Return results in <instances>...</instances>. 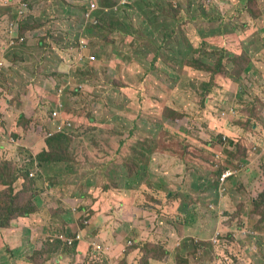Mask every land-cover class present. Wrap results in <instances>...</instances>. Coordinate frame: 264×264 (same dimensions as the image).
Returning <instances> with one entry per match:
<instances>
[{
  "label": "rangeland",
  "instance_id": "374dc122",
  "mask_svg": "<svg viewBox=\"0 0 264 264\" xmlns=\"http://www.w3.org/2000/svg\"><path fill=\"white\" fill-rule=\"evenodd\" d=\"M22 1L29 3L31 13H27L22 23H15L14 38L22 32L26 37L22 38L20 46H24L25 51L35 49L37 53H34V58L14 51L4 55L7 49L6 23L12 6L9 4L11 1L0 0V57L11 55L10 61L17 64V69L21 68L8 70L10 72L0 70V133L7 134L11 141L43 142L46 133L54 130L50 120L61 102L64 106L61 111L63 121L67 119L72 124L68 128L70 142L66 153L55 151V154L70 158V161L40 166L46 175L55 178L48 192L41 190L38 198L33 199L37 209L38 206L58 204L59 209H68L70 215L76 209L75 216L79 215L80 224L85 225L81 205L86 203V198L82 196L87 191L93 196L90 211L108 207L102 196L104 194H108L110 207L119 206L124 199H128V189L136 185L141 177V172L135 171L129 162L142 160L147 154L161 159L159 151L170 148V156L187 155L190 162L211 170L217 178L220 175L217 172L219 166L236 171V175L228 179L222 202L219 186L212 196L217 209L211 210L215 211L222 225V221L226 220L229 227L217 225L216 228L222 230L217 241L197 242L187 238L182 243V255L166 249L165 246L172 245L164 238L149 242L134 235L125 239L126 251H140L147 261L151 257L161 264H264V170L253 167L241 145L249 147V143L260 137L264 130L261 117L264 112V96L261 97V92L264 93V0H248L249 11L257 19L248 14L252 21L245 25L239 20L226 25L220 24V21L224 17L233 19L231 13H235L237 1L246 4L247 0H211L210 3L208 0H140L141 4L128 10L129 21L115 15L110 17V24L116 28L113 32L95 29L97 25L81 28L77 12L74 10L71 17L60 7L59 4L67 0ZM76 1L79 3H74V9L86 12V4L90 0ZM117 1L98 0L97 5L112 7L118 5ZM158 2L160 8L148 6V3ZM41 6H51L54 11L44 21L35 22ZM66 10L69 11L68 8ZM94 15L100 19V15ZM196 16L205 19H191ZM187 20L188 23L182 22ZM216 27L217 35L213 39ZM201 29H210L212 42L203 43L199 33ZM82 39L87 43L83 51L79 48ZM195 50L199 54H193ZM241 50L253 58L244 75L241 70L248 60L241 57ZM98 53L104 54L105 62L98 59ZM222 53L225 57L223 72H219L222 66L218 62ZM87 56H96V61H86ZM195 59L205 63L200 66L202 69L198 67L199 72L188 67L180 69L181 61L189 60L188 64L194 66ZM133 62L138 64V72L130 73L128 66H132ZM116 65H125L122 73L126 76L132 74L135 79L139 78V72L146 73L143 75L146 78L138 81L150 85L152 101L165 103L166 100L161 97L163 93L175 104L176 110L165 108L161 111V105L160 111L152 110L155 113L147 114L144 120L136 122L135 119L133 125L136 123L139 129H132L130 114L137 113L138 108L129 101L128 87L118 80L112 70L104 67L116 70ZM129 76L124 81L130 82ZM212 77L214 85L202 88L201 83L209 82ZM246 81L250 83V88ZM227 103H233L237 115L223 120L219 112ZM224 138L232 149V156L227 151H220L219 145ZM177 145L181 151L173 150ZM5 146L12 155L19 150V155L25 153L20 146L17 150L15 146ZM237 146H241L239 153ZM203 150L211 156L205 158ZM250 157L253 158V155L250 154ZM3 162L0 158V167ZM21 162L17 160L19 166ZM147 162H141L138 170L148 171L147 165H143ZM19 166V172L24 173ZM151 170L153 176L161 175L158 164L152 163ZM145 175L153 178V182L160 180L148 172ZM43 179L45 176L42 174ZM260 179L263 181L262 191L254 192L251 188L258 187ZM22 180L20 176L15 182L18 192L26 189ZM199 182L198 179L196 183ZM25 185H29L27 178ZM29 189L20 195L19 203L34 195L35 188L29 185ZM43 193L45 196L42 198ZM5 200L0 199V213H4L1 206L7 204ZM154 200L157 203L152 205L159 204L161 198L156 196ZM70 201L77 203L72 205ZM139 203L144 205L143 200ZM204 213L206 217L207 209ZM0 236L3 238L1 232ZM129 240L133 244L129 245ZM164 251H168L169 255H164ZM21 258L19 247L0 241L1 264H20ZM48 259L36 250L27 256L30 264H49Z\"/></svg>",
  "mask_w": 264,
  "mask_h": 264
},
{
  "label": "crops",
  "instance_id": "0c3cea01",
  "mask_svg": "<svg viewBox=\"0 0 264 264\" xmlns=\"http://www.w3.org/2000/svg\"><path fill=\"white\" fill-rule=\"evenodd\" d=\"M10 1L13 3L12 7L14 12L25 11L26 13L23 14L24 17L27 15V13L30 15L31 10L28 2L22 0H8V2ZM121 1L122 0H118V5L115 4L110 9H103L102 7L98 6L96 14L100 15V19H102L104 16H108L110 20V17L115 15L117 17H123L126 19V21H129V17L127 18L128 10L137 4H141L142 2L140 0H129L123 5ZM11 2L10 4H12ZM74 3L78 4L79 2L77 3L76 0H67L59 5L64 13H67L68 16L71 15V17H73L72 11L74 9ZM156 4H158V7H154L160 8L159 2ZM49 5H51V2ZM67 8L69 9L68 12L66 10ZM247 9V1L246 4L243 1H237L235 13H231V15H233V19L224 17V19H221L220 24H230L234 20H239L242 25H245L246 22H251V14ZM74 10L80 17L81 28H83L85 25L92 26V23H89L84 18L85 11L83 12L79 9ZM53 11L54 8L51 6H41L38 8L36 18L34 19H36L38 22L44 21ZM11 15H13V12ZM19 15L21 16L22 14H16L14 19H18ZM251 17L254 18L253 16ZM191 19L194 20L205 18L196 16L195 18ZM209 19L212 21V18ZM182 22L188 23V20L187 22ZM199 33L203 39V43L207 42L209 44L217 35V27L214 28V32L212 34L213 39L209 38V36H211L210 29H201ZM127 34L130 35V31H127ZM12 37L14 38V31L12 32ZM11 41L14 42L13 45ZM21 43L23 42L18 38L10 39L8 41L7 49L3 52L4 55L9 51H14V53H21L34 58V53H37L36 50L33 49L34 51H25L24 46H20ZM225 45L226 44L224 43V47ZM195 51L198 52L196 54H199L198 50ZM98 59L102 62H105L106 57L104 54L98 53ZM10 60H12L11 55L8 58L5 56L0 57V70L5 69V71L10 72L21 69H17V64ZM195 60L199 61L198 59ZM86 61H90L88 56ZM104 67L107 68V70H112L113 74L118 76V80L128 87L129 101L138 108L137 113L132 112L130 114L131 119L129 120V124H131V126L133 125L135 119L136 122H140L147 117V114L155 113L152 112V110L157 112L160 111L161 105V111H163L165 108L176 110L174 107L175 104L171 102L168 97H165L163 93L161 97L162 99L166 100L165 103H160L158 101L154 103L152 101L151 95L149 93L151 88H148L150 85L143 81H138L144 80L146 77L143 75L146 73L142 74L139 72L138 79H135V76L130 74L131 72H138V64L136 62H133L132 66H128L130 70V76L128 75L130 82L124 81L128 79V76L122 73L125 65H116V70L109 66ZM179 67L180 69L188 67L196 72H199L198 69L186 65L185 61H181V65ZM23 84L24 83H22L20 86ZM231 102H233V100ZM230 105L233 106V103L225 104L224 108ZM224 112H226V109ZM50 122L52 123V127L57 126L53 118H51ZM133 126L134 127L132 129L138 131L139 126L136 123ZM226 133H229V129H226ZM18 141L21 150H25V153L18 155L20 150L19 152H15V161H22L24 158L29 156L34 157L38 151L42 150L46 146V139H44L43 142L39 141L37 144L35 142L28 143L30 141L24 140ZM8 142H11V140L8 139L7 134L1 132V147L5 146ZM15 147L17 150L16 145ZM211 149L213 150L212 147ZM152 150L156 151L158 149L152 148ZM169 150L170 148L164 151L158 150L160 152L158 155H162L161 159L157 158L156 156H149L148 154L142 160L136 159L137 164L135 166V171L141 172V177H139V179L136 181V185H133L130 189H128V199H124L121 203H119V206L116 204L115 208L110 207L109 201H107L108 194H104L102 196L105 199L104 202L108 207H104L105 204L103 203L102 206L104 209L100 211L98 209L90 211L89 209H91L93 206V196L92 194H87V191L85 193L86 195L82 196L83 198H86V203L81 205V213H84L83 215L85 218L84 223L85 221H88L85 223V225L81 226L78 219L79 215H77V217L75 216L74 211L76 209H73L72 214L70 215L67 213L68 209L65 207V209H59L58 204L46 207L38 206L39 209H35L24 216H20L14 220H11V223L8 225V227H0V229H4L3 232L0 230L4 238L3 240V238L0 236L1 243L3 244L5 241V243L9 244L11 247L17 246L20 248L22 252V258L19 261L20 264H30L27 260V256L31 254L32 250H36L37 252L44 255L52 252L49 255V264H88L90 263L91 256L93 254V247L91 246L92 241L99 242L101 251H103V248L105 247V251H103L101 258L94 262V264H121L123 260H125L126 264H161L160 261L151 257H149V261H147L144 259V255L142 253L140 254V251H126L127 245L125 239L130 235H134V237L139 240L144 239L148 240L149 242L164 238L170 245H172V247L165 246V248L180 255H182L184 252L182 243L187 238L191 241L195 240L197 242L199 240L213 239L216 233L221 230L216 228L217 225L224 228L229 227V224L226 223L222 225L220 218L214 215L213 212L215 211L211 210L217 209V205L214 202L212 196L216 194V188L218 184L220 185V181L216 180L218 178L211 173V170L207 168L203 169L196 162H190L191 159L189 156H170L168 153ZM173 150L181 151V147L177 145L175 148H173ZM202 152H204L205 158L211 156V154L206 150H203ZM26 153L29 156H26ZM195 153L202 155L198 152ZM0 158H3V156L0 155ZM141 162H147L143 165H147L149 168L148 171L138 170V168L142 165L140 164ZM152 163L159 165L161 175L153 176V171L151 170ZM147 172L153 177L160 178V180L153 182V178H148L147 175H145ZM198 179L200 182L196 183ZM149 181H151V183ZM150 185L153 186L150 187ZM262 188L263 181L261 180V184L258 185V187L251 188V190H254V192H261ZM45 191L48 192L49 189H46ZM44 196L45 195L43 193L41 197L43 198ZM156 196H159L161 200L159 201V204L152 205L153 203H157L154 202L156 201L154 200ZM140 198L142 199L140 200ZM142 200L144 201L143 206L139 203ZM220 202H222L221 198ZM70 203L74 205L77 202L70 201ZM167 209L172 210L168 211ZM206 209L208 215L204 217V212ZM68 230H70V232H68ZM76 231H81L84 237L79 242H77L76 247L73 249H69L65 247V245H60L63 244L61 240L55 238V236L61 232L69 234ZM133 240L137 245L134 238ZM31 245L32 248H30ZM199 246L202 247L201 244ZM133 252H135L134 255L132 254ZM164 255H169L168 251H164Z\"/></svg>",
  "mask_w": 264,
  "mask_h": 264
},
{
  "label": "trees",
  "instance_id": "16d2710c",
  "mask_svg": "<svg viewBox=\"0 0 264 264\" xmlns=\"http://www.w3.org/2000/svg\"><path fill=\"white\" fill-rule=\"evenodd\" d=\"M143 1H145V0H143ZM226 1L227 0H224V2H226ZM247 3H248V0H247ZM153 5L155 7H158V4L148 3V6H150V7H152ZM100 7H102V5H100ZM112 7L106 6L103 9H110ZM247 10L250 13L249 9H247ZM72 13L74 14V9H73ZM257 17H260V15ZM34 20L36 22H38L36 19H34ZM95 29H109L110 32H113L115 30V27L110 24L108 16H104L101 19V23L99 25L95 26ZM22 35H23V33L18 36V39L21 38ZM205 44H208V43L205 42ZM194 53L196 54L198 52L195 51V52H193V54ZM240 53H241V57H245V60H248L247 63L243 66V68L241 70V74L244 75L245 73L248 72L249 67L252 64L253 58L250 54L248 55L245 51L241 50ZM220 57H221V59H219L218 65L221 64L222 67L219 68L218 70H220L219 72H223V59L225 58L224 54L222 53V55H220ZM214 60H215V57H214L213 61ZM188 62H189V60L186 61V65L193 67L195 69H198V67L200 69H202V67H200V66L205 64L204 62L201 63L200 60L199 61L195 60V65L192 66V65H189ZM216 75H217V73L214 74V77H216ZM214 77H212V79L209 82H203L201 84V87L206 88L209 85H214V81H215ZM247 85L249 86L250 83L247 82ZM64 132L65 131L57 132V133L53 134L51 137H47L46 138V146L42 150L38 151L34 157L31 156L30 158L26 159L25 161L23 160L21 162V166H19L17 161L14 160V154L12 155L11 153L7 152L8 150H6V147L3 146L4 147L3 148V147H1V144H0V155L3 156L2 160H4V162L2 163L3 165L0 167V184L3 186L2 189L0 190V199L1 198L6 199L5 202L7 203L5 206H1L4 213H0V227H8V225L11 223V220H14L15 218H18L20 216H24V215L34 211L35 209H37V205H36V203H34V201L36 198H38L37 196H39L41 190L45 191L46 189H50V187L54 184L53 180H54L55 176L46 175L40 167L41 164H43V166H44V163H55V162L67 163L70 161V158L66 159L64 157L58 156V154H55L56 150L58 152L60 151L61 153H66V150L69 146V142H70V140L68 139L69 133H64ZM250 133H252V132H250ZM222 142H223V139H222ZM240 148H241V146H238V153L240 152ZM225 151H227L228 154L230 156H232L233 153L231 151H228V150H225ZM218 161H220V160H218ZM129 163H131V165ZM129 163L128 164L134 168L137 164L136 160L133 162H129ZM17 166L23 168L24 173L22 171H21L22 173H20L19 172L20 169H18ZM226 169L227 168H223V166H219V170H217V172L222 173ZM31 171L34 173L33 176H31V173H32ZM42 174L45 176V179H43V180H41ZM20 176L23 177L22 183L24 184L26 189H24V187H22V189H24V190L18 192V190L16 191V189H15V182L17 180H19ZM26 178L29 179V185H32L33 189L35 188V192H34V195L32 194L31 197L26 202H20L19 203L18 199H19L20 195L23 192H25L26 190H30L29 185H27V186L25 185ZM16 192H18V193H16ZM33 199H34V201H33ZM213 213L215 215V212H213ZM84 219H83V222H84ZM225 222H227V221L226 220L222 221L223 224ZM241 223L242 222H240V224ZM75 233L76 232H73L72 234L74 235ZM60 245H65V247H67L69 249H73L74 247H76L77 241H75L72 246H68L66 244H60ZM92 247H93V254L91 256V261L88 264H94V262L98 261L102 256L101 253L96 254V252H95L96 248L94 246H92ZM54 250H52V251H54ZM51 253L52 252L48 253L46 255V258L49 257V255ZM96 256H97V258H96ZM121 264H126L125 260H123Z\"/></svg>",
  "mask_w": 264,
  "mask_h": 264
},
{
  "label": "clouds",
  "instance_id": "9594fccd",
  "mask_svg": "<svg viewBox=\"0 0 264 264\" xmlns=\"http://www.w3.org/2000/svg\"><path fill=\"white\" fill-rule=\"evenodd\" d=\"M8 1V0H7ZM209 1V0H208ZM96 2H98V0H96ZM122 2V1H121ZM210 2H211V0H210ZM209 2V3H210ZM10 4V3H9ZM123 4V3H122ZM11 6H12V4H10ZM124 5V4H123ZM248 9H249V5H248ZM85 10H87V4H86V9ZM12 12H13V15H11L10 17H8V21H7V23H6V47H7V45H8V41L10 40V38L11 39H14L13 37H12V32L14 31V29H15V23H17V22H23V20H24V16H23V14L24 13H26L25 11H15L14 12V10H13V7H12ZM18 13H21L22 15L20 16L19 15V18L18 19H14V16H16V14H18ZM96 13V12H95ZM85 15V14H84ZM97 17V16H96ZM84 18H85V16H84ZM86 20V19H85ZM98 20H99V22L97 23V24H93L92 23V25H99L100 23H101V20L98 18ZM87 21V20H86ZM20 34H22L21 32H19L18 33V35L15 37V38H18V36L20 35ZM23 37H26L24 34L22 35V37L21 38H23ZM20 39V38H19ZM249 87V86H248ZM250 88V87H249ZM262 93V95H261V97L262 96H264V93L263 92H261ZM262 100H264V98H262ZM63 104L62 103H59L58 105H57V107H56V109L54 110V112L55 111H57L58 113H60L59 115H58V117H56V118H54L53 117V113H52V118L54 119V121L56 122V127H54V130L53 131H48V133H46V135H45V138H47V137H51L53 134H55V133H57V132H62V131H65L64 133H69V131H68V128H70V127H72V124L67 120V119H65V121H63V118H62V116H63V114L61 113V111H62V109H63ZM225 109H226V112L228 113V116L227 117H223L222 115H221V113L222 112H224L225 111ZM230 110H232L233 112H234V114H231L230 113ZM222 112H219V115H221L222 116V119L224 120V118H225V120L227 119V118H231V117H234V116H236L237 115V110L234 108V106H227V107H225L224 109H223V111ZM261 117H262V119L264 120V113L263 114H261ZM69 124H70V126H69ZM254 127V129L257 127V125H255V126H253ZM60 129V130H59ZM50 133H52V135L51 136H49V134ZM10 137H11V135H10ZM10 139V138H9ZM253 142H254V140H253ZM251 143H249V146H251L250 145ZM6 145H13V146H20V144H19V141L17 140V141H11V142H8ZM227 145L229 146V143L227 142ZM241 145H242V147L246 150V155H247V159H249V160H251V162L253 163V167H256V168H258L259 169V171H263L264 170V152H262L261 151V149H259V151L258 152H250V149H249V147H246V146H244L242 143H241ZM220 146V148H221V146H222V143L219 145ZM237 149H238V146H237ZM225 150H228V151H231L232 152V149H231V147L229 146V148H225V149H221L220 151H225ZM233 153V152H232ZM27 154V153H26ZM250 154H252L253 155V158L252 157H250ZM19 155V154H18ZM20 155H22V154H20ZM233 155V154H232ZM27 156H29L28 154H27ZM31 156H29V157H26V158H24L23 160L25 161L26 159H28V158H30ZM22 160V161H23ZM228 168H230V167H228ZM227 168V169H228ZM230 169H232V168H230ZM234 170V169H233ZM32 172V171H31ZM234 174L233 175H236V171L234 170ZM223 173V172H222ZM222 173H220V175H219V177H218V181H220V185L218 184V186L220 187V192H219V197L221 198V199H223L224 197H225V191L227 190V183H228V179L231 177V176H229L228 178H227V180H226V182H225V184H223L222 183V181H221V179H220V176H221V174ZM232 175V176H233ZM223 186H225L226 187V189L224 190V191H222V187ZM222 230H219L217 233H216V236L213 238V240L214 241H217V236L220 234V232H221ZM68 232H70V230H68ZM79 231H77L74 235L72 234V232L71 233H63V232H61V233H59V234H57L56 236H55V238L56 239H60L61 240V242L63 243V244H66V245H68V243L66 242V239L65 238H67V236H71V237H75L76 235H77V233H78ZM219 233V234H218ZM61 235H63V237L64 238H62L61 237ZM81 235H82V237L80 238V239H75L74 240V242L75 241H77V242H79L83 237H84V235H83V233H81ZM129 241H131V243H128L129 245H131V244H133V241L132 240H129ZM128 241V242H129ZM73 242V243H74ZM94 242H96V241H94ZM97 244H99V242H96ZM73 244H71V245H68V246H72ZM91 246H94V244H93V241L91 242ZM95 247V246H94ZM96 248V250H95V252L96 253H101V254H103V251H105V247L103 248V251H101L100 250V248L98 249L97 247H95Z\"/></svg>",
  "mask_w": 264,
  "mask_h": 264
},
{
  "label": "built area",
  "instance_id": "2783aa9c",
  "mask_svg": "<svg viewBox=\"0 0 264 264\" xmlns=\"http://www.w3.org/2000/svg\"><path fill=\"white\" fill-rule=\"evenodd\" d=\"M128 1H129V0H122V3H123V4H126ZM208 2H210V0H209ZM97 9H98V5H97L96 0H90V2L87 4V10H86L85 15H84V16H85V19H86L89 23L97 24V23L99 22L98 17H96V16L94 15L95 12L97 11ZM10 39H11V38H10ZM20 40L23 42L22 38H20ZM11 43H12V45H13L14 42L11 41ZM86 44H87V43H86L85 40H81V42H80V46H79L80 49H81V51L86 50V47H85ZM88 58H89L90 61H96V56H88ZM230 113H231V114H234V112H233L232 110H230ZM263 113H264V112H263ZM58 115H59V113H58L57 111H55V112L53 113V117H54V118L58 117ZM221 115H222L223 117H227V116H228V113H227V112H222ZM69 126H70V124H69ZM59 130H60V129H59ZM51 135H52V133L49 134V136H51ZM255 139H256V140H255ZM255 139H254V144L252 145L253 142H251V144H250L251 146H249L250 152H252V153H253V152H258L259 149H261V151L264 152V148H263V146H262V144L264 145V130H263V134H262L260 137L258 136V138L255 137ZM257 140H258L259 142H257ZM225 148H229V146L227 145V140H226V138H224V140H223V142H222V146H221V149H222V150L225 149ZM234 173H235L234 170H233V169H230V168L224 170L223 173H222L221 176H220V179H221L222 183L225 184L227 178H228L229 176H232ZM33 175H34V173L32 172V173H31V176H33ZM225 189H226V187L223 186V187H222V191H224ZM87 222H88V221H85V223H87ZM81 233H82V232L79 231L75 237L67 236V238H65V239H66V242L68 243V245L73 244V242H74L75 239H80V238L82 237ZM61 237L64 238L63 235H61ZM128 243H131V241H129ZM93 244H94V246L97 247L98 249L100 248V245L97 244L96 242L93 241Z\"/></svg>",
  "mask_w": 264,
  "mask_h": 264
}]
</instances>
